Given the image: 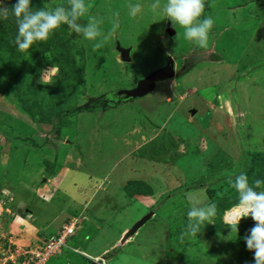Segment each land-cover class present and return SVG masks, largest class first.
<instances>
[{"label":"rangeland","instance_id":"obj_1","mask_svg":"<svg viewBox=\"0 0 264 264\" xmlns=\"http://www.w3.org/2000/svg\"><path fill=\"white\" fill-rule=\"evenodd\" d=\"M90 2L107 38L95 51L61 24L21 52L15 17L0 18V217L4 206L21 204L46 228L28 250L62 224L76 228L46 264H254L244 242L254 221L241 219L236 234L223 216L238 203L229 177L243 171L250 182L264 180V0H205L203 16L215 21L206 48L186 41L179 25L151 7L154 0ZM136 4L140 11L127 18ZM59 5L67 0H32L34 8ZM116 41L132 47L130 62L120 61ZM168 58L174 78L139 98L118 93ZM43 70L54 84L37 82ZM108 93L112 102L97 108L95 96L103 101ZM190 197L214 202L217 214L197 237L182 239ZM150 211L154 216L114 252ZM22 234H11L17 245L0 236L1 264L22 254Z\"/></svg>","mask_w":264,"mask_h":264},{"label":"clouds","instance_id":"obj_2","mask_svg":"<svg viewBox=\"0 0 264 264\" xmlns=\"http://www.w3.org/2000/svg\"><path fill=\"white\" fill-rule=\"evenodd\" d=\"M92 7L90 0H67V6L59 5L51 9L34 8L32 0H16L10 6L5 0H0V18L8 19L9 15L15 17L17 34L14 43L21 52L28 51L38 41H47L50 34L61 24H66L85 40L92 41L95 51L104 47L107 38L101 28L104 20L90 14ZM151 7L161 9L173 25H179L184 30L183 36L186 41L200 48L208 46L209 32L215 21L211 16H203L205 0H165L163 5L161 0H154ZM130 10L132 15H136L140 11V5H132ZM82 18H86V22L82 23ZM118 27V24H114L112 31ZM47 71L41 72L38 83H42L43 80L44 84H54V79L45 78L44 74ZM228 182L236 190L237 208L242 210L234 215L230 229L237 234L240 220L251 217L254 225L244 236V242L246 249L253 253L254 264H264V180L254 179L250 182L247 173L241 171L229 177ZM189 204L186 213L188 222L181 233L182 239L185 236L197 237L201 225L205 222L211 224L217 214V205L214 202L190 197ZM49 238L45 237V241Z\"/></svg>","mask_w":264,"mask_h":264},{"label":"water","instance_id":"obj_3","mask_svg":"<svg viewBox=\"0 0 264 264\" xmlns=\"http://www.w3.org/2000/svg\"><path fill=\"white\" fill-rule=\"evenodd\" d=\"M166 31L170 37L174 35V32L170 26H168ZM115 50L118 52L121 62L126 63L131 61L130 53L132 47H121L118 41H116ZM174 74L173 61L172 59L168 58L167 63L163 67L151 72L143 79L139 80L132 89L120 91L119 94L124 95L126 99H135L145 96L154 90L156 83L170 80L174 78ZM195 113V110L189 111L191 116H193ZM153 214L154 213L152 211L148 212L139 220H137L129 229H127L121 238L116 242V245L113 246V251L117 252L119 247L127 240L132 238L134 234H136V232L152 217Z\"/></svg>","mask_w":264,"mask_h":264},{"label":"crops","instance_id":"obj_4","mask_svg":"<svg viewBox=\"0 0 264 264\" xmlns=\"http://www.w3.org/2000/svg\"><path fill=\"white\" fill-rule=\"evenodd\" d=\"M45 185H46L45 181H43V186H45ZM88 192H86L87 195H88ZM19 206L13 207V209H10V210L7 209V207H9V206H7V207L4 206L3 211H5L4 213L6 214V216H5L6 218L3 215L0 217V236H2V237L5 236L4 238L7 239V241H9L11 243V245H17V244H15V243H17L16 241L15 242L12 241L13 237L11 236V234L14 236L15 232H17V231L22 232L23 233L22 234V240L19 239L22 242H19V243H22L23 246H21V247L26 248L29 246H33L32 243L36 240H39L38 239L39 236H45L43 232L45 231L46 228L41 229L37 225H34L35 221H34V218L32 216V212L30 210L26 209L25 213L28 215H24L23 211H21L19 209ZM85 207H87V206H83L82 210H85L86 209ZM154 214H155V212H154ZM154 214H153V216H154ZM94 220L97 221L98 220L97 217H95ZM62 226H63V224L60 226V228ZM56 232H57V230L55 231V234H56ZM71 238H73V237H71ZM4 243H5V241L2 243L1 237H0V257L2 254H4L3 248H2ZM19 243H18V245H19ZM104 250H106V249H103L99 254H102V253L107 254L108 251L104 253ZM72 251L74 252L76 250H72ZM95 257L96 256H93L92 258H95ZM6 261L7 260H5V263H6ZM0 264H1V262H0ZM6 264H8V263H6Z\"/></svg>","mask_w":264,"mask_h":264},{"label":"built area","instance_id":"obj_5","mask_svg":"<svg viewBox=\"0 0 264 264\" xmlns=\"http://www.w3.org/2000/svg\"><path fill=\"white\" fill-rule=\"evenodd\" d=\"M226 212L223 216L224 221L226 223L233 222L232 220L227 219ZM74 232L75 228L72 224L62 226L56 234L51 236L47 241L40 245H35V250H28L29 247L23 249L22 254L20 256H16V260L12 262V264H46L51 257L57 255L67 246L66 243L69 238L74 235ZM97 260V258H94L93 261Z\"/></svg>","mask_w":264,"mask_h":264},{"label":"bare ground","instance_id":"obj_6","mask_svg":"<svg viewBox=\"0 0 264 264\" xmlns=\"http://www.w3.org/2000/svg\"><path fill=\"white\" fill-rule=\"evenodd\" d=\"M137 15V14H136ZM126 16H127V18H132L134 15H128L127 13H126ZM141 18V17H140ZM158 35V34H157ZM184 45V43L183 42H181L180 41V46H181V48L182 49H184L185 47H182ZM253 55V54H252ZM138 72V71H137ZM109 73H111V70L109 71ZM170 90H171V92L173 91V89L172 88H169ZM158 93H159V95L161 94V90H159L158 91ZM160 96H162L163 97V95H160ZM160 97H156L155 99H157L156 101H158V99H159ZM154 99V100H155ZM143 104H145V103H143ZM151 105H152V103L151 104H149V101L147 102V106L150 108L151 107ZM153 122V121H152ZM175 138H177V137H175ZM196 139V138H195ZM200 139V138H199ZM177 140H179L180 141V139H178L177 138ZM205 140V139H204ZM204 142V141H203ZM236 142V141H235ZM131 143V142H130ZM178 143V142H177ZM128 144V143H127ZM129 146H130V144H129ZM255 149V148H254ZM106 158H108V157H106ZM106 161H107V159H105ZM116 161V160H115ZM118 161V160H117ZM71 164V163H70ZM107 167H109L108 165H107ZM152 178H154V177H151L150 179H152ZM57 189V188H56ZM59 194V193H58ZM64 197V196H63ZM57 198V197H56ZM230 211H228V212H226V217H227V219H230V220H232L233 221V218H234V215L236 214V213H238V212H240V211H242L241 209H239V208H237V206H235L234 208H231V209H229ZM41 222V221H40ZM40 222H38V224L40 223ZM216 264V263H215Z\"/></svg>","mask_w":264,"mask_h":264},{"label":"trees","instance_id":"obj_7","mask_svg":"<svg viewBox=\"0 0 264 264\" xmlns=\"http://www.w3.org/2000/svg\"><path fill=\"white\" fill-rule=\"evenodd\" d=\"M122 16H123V14H121ZM82 81H83V83H84V78L82 77ZM82 84V83H81ZM106 95V94H105ZM96 98L93 100L94 102L95 101H99L98 102V105H97V108H101L102 106H105L106 105V103L105 102H103L102 101V99H101V97L102 96H100V99L99 98H97L98 97V95L97 96H95ZM95 107V106H94ZM84 110L85 111H91L92 109H89V108H87V107H84ZM100 110H102V109H100ZM74 112V111H73ZM243 166V165H242ZM232 207V206H231ZM231 207H229L228 209H230ZM228 209H226V210H228ZM75 232H76V229H75ZM73 236H75V233H74V235ZM72 239V238H71ZM71 239H69L68 241H67V243H66V245L68 246L69 245V241L71 240ZM26 248H28V247H26Z\"/></svg>","mask_w":264,"mask_h":264},{"label":"flooded vegetation","instance_id":"obj_8","mask_svg":"<svg viewBox=\"0 0 264 264\" xmlns=\"http://www.w3.org/2000/svg\"><path fill=\"white\" fill-rule=\"evenodd\" d=\"M117 93V92H116ZM118 93H120V91H118ZM112 94H114V93H108V94H106V95H104V99H103V102H108V101H110V103L112 102ZM121 96H123V99L124 100H126V98H125V96L124 95H121ZM106 97L108 98V100L106 99ZM120 101V100H119Z\"/></svg>","mask_w":264,"mask_h":264}]
</instances>
